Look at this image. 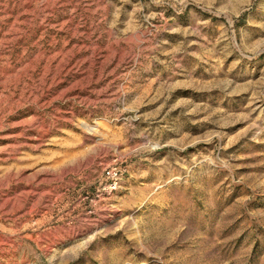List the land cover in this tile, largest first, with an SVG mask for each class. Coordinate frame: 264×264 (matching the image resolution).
<instances>
[{
  "label": "rangeland",
  "instance_id": "rangeland-1",
  "mask_svg": "<svg viewBox=\"0 0 264 264\" xmlns=\"http://www.w3.org/2000/svg\"><path fill=\"white\" fill-rule=\"evenodd\" d=\"M0 264H264V0H0Z\"/></svg>",
  "mask_w": 264,
  "mask_h": 264
},
{
  "label": "built area",
  "instance_id": "built-area-1",
  "mask_svg": "<svg viewBox=\"0 0 264 264\" xmlns=\"http://www.w3.org/2000/svg\"><path fill=\"white\" fill-rule=\"evenodd\" d=\"M117 177H118V170L113 167L110 172V178L111 180L107 183L102 185L95 193V197L99 198L101 196H104L106 194H109L112 192L115 187L117 186Z\"/></svg>",
  "mask_w": 264,
  "mask_h": 264
}]
</instances>
